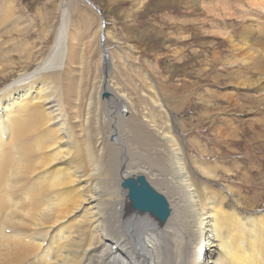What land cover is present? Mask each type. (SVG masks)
Wrapping results in <instances>:
<instances>
[{"label":"bare ground","instance_id":"bare-ground-1","mask_svg":"<svg viewBox=\"0 0 264 264\" xmlns=\"http://www.w3.org/2000/svg\"><path fill=\"white\" fill-rule=\"evenodd\" d=\"M74 2H68L70 11L78 9ZM187 2L192 9L197 7L196 0ZM245 3L246 8L237 5L243 11L236 16L237 12L227 11L231 7L222 0L219 3L222 18L236 17L242 21L252 10L250 7L264 11V0H245ZM7 8L12 11L11 7ZM61 8L63 20L51 54L31 72L19 74L0 88V264H264V211L251 215L239 212L233 200L223 198L221 193L187 173L184 145L173 139L171 119L170 123L168 119L166 122L167 112L153 84L150 85L152 91H148L150 96L144 97L149 98L155 111L145 112L142 117V114L135 115L130 99H125L126 91L109 80V73L102 84L100 81L99 96L108 100L112 114H117L114 121L108 118L103 122L112 126L111 134L117 137L112 139L120 147L109 142L110 149H106L109 140L97 135V131L90 142L85 122L81 120V106L86 96L79 89H75L72 96L73 105L77 106H73L71 117L75 126L64 120L62 93L61 100L58 94L53 100L52 90V95L48 96L45 91L51 87L49 79L37 81L40 75L55 67L62 68L65 62L67 6ZM208 10L210 14L216 13L214 8ZM101 23L98 18L92 38L81 44V51L90 52L89 45L96 42L99 65ZM106 31L103 30L102 38L108 34ZM259 34L264 37L263 32ZM222 35L232 43L227 33ZM258 39L254 42L264 45V38ZM235 46L245 48L248 53L252 45L241 39ZM81 51L79 49V55L73 56L72 71V76L80 80L85 70L81 60L87 58ZM111 55L112 52L108 53V62L107 57L104 58L109 67ZM262 63L264 66V57ZM100 69L102 71V66ZM115 71L121 73L123 82L132 81L130 76L123 74L124 67H117ZM103 92L107 93V99L102 98ZM151 94L155 95H152L153 100ZM162 116L165 117L164 126L159 123ZM121 119L128 125L133 143L150 145L155 141L164 144L163 151L168 159L162 161L161 170L168 174L149 173L146 176L140 172L142 174L127 177L130 150L124 142L126 136L123 138L116 132ZM52 125L55 126L51 128ZM113 153L122 156V162L111 181L112 191L102 196L95 190L96 163L104 158L112 162ZM198 168L199 176L218 178L208 168ZM137 176H143L148 186L166 200L169 213L164 221L150 212L132 208L121 183ZM161 187L170 197L162 193ZM167 187L176 193L170 194Z\"/></svg>","mask_w":264,"mask_h":264},{"label":"rangeland","instance_id":"rangeland-1","mask_svg":"<svg viewBox=\"0 0 264 264\" xmlns=\"http://www.w3.org/2000/svg\"><path fill=\"white\" fill-rule=\"evenodd\" d=\"M73 1L77 11L69 10V0H0V88L19 74L31 72L51 54L57 29L63 20L61 7L67 6L65 62L62 68L53 67L37 80L49 79L54 89L45 83L51 88L45 86L49 90L45 93L48 96L52 90L53 100L55 95L59 97L62 93V100L59 98L64 120L75 126L71 117L72 109L77 106L73 105L72 96L74 90L79 89L86 96L81 106L86 136L90 142L96 131L97 135L106 136L109 140L106 141L107 149L109 142L114 143L112 137H117L111 134L112 126L103 120L114 121L117 114H112L108 100L99 96L98 91H102L100 81L102 84L109 73V80L117 82L118 87L126 91L125 99H130L135 115L142 114V117L145 112L155 111L149 98L144 97L150 96L148 91L153 84L167 112L166 122L168 119L170 123L171 119L173 139L184 145L187 173L221 193L223 198L233 200L234 208L239 212L249 215L263 212L264 45H258L254 39L264 38L259 34L264 33V11L253 9L255 5L250 1L252 10L248 9L251 11L247 18L239 21L236 17L222 18L219 11L222 0H196L197 7L193 9L187 0ZM225 1L231 7L227 11L237 12L236 16L243 11L239 6L246 8L245 0ZM213 8L216 13L210 14L208 9ZM98 18L105 23L98 37L102 71L95 41L89 45L90 52L81 51V44L92 38ZM102 23L100 27L104 25ZM102 29L108 33L103 38ZM226 33L233 44L222 35ZM241 39L252 45L248 53L244 47L238 49L235 46ZM79 49L81 55L87 57L81 60L85 64L82 80L72 76L73 56L79 55ZM110 52L112 64L109 67L104 58L106 56L108 62ZM230 59L231 64L227 63ZM117 67H124L126 72L123 74L130 76L132 81L123 82L121 73L115 71ZM152 95H155L151 94L153 100ZM164 119L162 116L159 123ZM123 121L117 122L116 132L123 138L126 136L124 142L130 150L127 177L142 174L140 172L146 176L149 173L168 174L161 170L162 161L168 159L163 151L164 144L155 141L150 145L133 143L128 125ZM164 123L160 125L164 126ZM113 145L120 147L119 143ZM121 159L122 156L113 153L112 162L106 158L97 161L95 190L102 196L112 191L111 181ZM202 166L218 178L199 176L198 167ZM160 189L167 195L162 187ZM167 191L176 193L168 187Z\"/></svg>","mask_w":264,"mask_h":264},{"label":"water","instance_id":"water-1","mask_svg":"<svg viewBox=\"0 0 264 264\" xmlns=\"http://www.w3.org/2000/svg\"><path fill=\"white\" fill-rule=\"evenodd\" d=\"M101 28L105 26V23ZM102 98L107 99L103 92ZM121 188L127 191V197L133 209L141 212H150L159 221H164L168 216V206L164 197L157 194L145 182L143 176L132 177L121 183Z\"/></svg>","mask_w":264,"mask_h":264}]
</instances>
